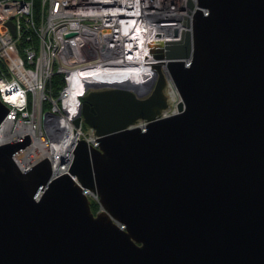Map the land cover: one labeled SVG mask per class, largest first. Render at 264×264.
I'll use <instances>...</instances> for the list:
<instances>
[{"label": "water", "instance_id": "obj_1", "mask_svg": "<svg viewBox=\"0 0 264 264\" xmlns=\"http://www.w3.org/2000/svg\"><path fill=\"white\" fill-rule=\"evenodd\" d=\"M173 34L150 88L105 73L62 98L99 141L68 171H22L29 133L0 144V264H264V0H199Z\"/></svg>", "mask_w": 264, "mask_h": 264}, {"label": "built area", "instance_id": "obj_2", "mask_svg": "<svg viewBox=\"0 0 264 264\" xmlns=\"http://www.w3.org/2000/svg\"><path fill=\"white\" fill-rule=\"evenodd\" d=\"M153 6L152 0H0V60L5 61L0 63V98L9 107L0 127L5 122L12 126L11 132L8 131L10 135L18 132L22 124L34 121L36 132L52 149L60 146L58 153L51 150L52 156L48 153L42 157L48 156L52 162L54 176L70 169L78 139L83 137L92 146L99 145L97 136L91 130L90 135L83 132L82 123L80 127L76 126L64 109L62 98L65 96L82 99L78 81L117 72L130 80L143 81L142 78L152 77L143 68L147 66L143 64L147 55L138 52L139 45L159 46L154 41L161 40L165 33L169 39L179 38L173 34L174 27L180 32L193 29L197 11L193 4L191 10H183L180 21L149 20V9ZM10 21L15 25V35ZM137 28L141 30L138 32ZM32 31L34 36L41 38L40 44L36 43L34 36L31 38L29 32ZM70 31L75 33L68 35ZM26 37L32 43L20 41ZM13 46L14 50L11 49ZM26 56L30 63L24 60ZM140 56L142 60H139ZM58 73L63 75V83L58 88L60 102L54 98L56 93L47 89V79ZM46 97L52 101L50 110L53 116L45 120L48 128L44 133L35 119L26 120L24 117L29 115L30 105L36 109L35 113L45 110ZM70 121L77 137L67 141ZM25 130L26 127L19 138L29 133L32 139L33 135ZM16 139H0V144ZM47 147L44 149L48 150ZM86 192L91 198L93 195L99 203L98 211H101L99 193L90 188Z\"/></svg>", "mask_w": 264, "mask_h": 264}, {"label": "bare ground", "instance_id": "obj_3", "mask_svg": "<svg viewBox=\"0 0 264 264\" xmlns=\"http://www.w3.org/2000/svg\"><path fill=\"white\" fill-rule=\"evenodd\" d=\"M152 2L155 4V6L150 7L149 11L151 12V14L149 15V20H153V21H160V20H164V19H177V21H180L182 19V12L183 10H191V6L193 4L194 7H196V9L199 6V0H168V2L163 3L161 0H152ZM195 3V4H194ZM195 15V13H194ZM141 29L137 28V31L139 32ZM184 30H190V29H184ZM183 32V31H182ZM170 35V34H168ZM172 40V38H167L166 33L162 35V39L160 40H156L154 41L155 44H159V46H148L145 43H141V45H139L138 48V52L140 54H142L143 56H146V58L144 59V63L147 66H143V68H146L147 74H151L152 75V79H154L157 76V66H153V64H163L165 65V63L168 60V57H160V54H164L168 45V42ZM20 41L22 43H25V38H21ZM14 46L11 48L12 50H14ZM188 59L190 57H187ZM139 60H142V56L139 57ZM187 61V60H186ZM189 62V61H187ZM150 76V75H148ZM149 78V77H145L142 78L143 80ZM149 80H151L149 78ZM134 82V80H133ZM139 86V85H138ZM73 122L70 121V127L68 128V135L65 138V140L69 141L71 139V137L76 138L77 134L75 132V130H73ZM26 127V130L24 132H30L33 135V138L31 139L32 141H30L31 143L28 144L27 146L21 148L20 150H18L16 153H14L13 155V159L15 160V162L17 163V165L19 166V168L22 171H26L27 169H29L30 167H32L34 164H36L37 162L41 161L42 157L44 156V154L48 153L50 154V156H52V152H56L58 153V151H60V146L56 145V149H52L53 147H51L50 145L47 144V140H44L41 135L38 134L36 127L34 126V121H32L31 123L28 124H22L20 130L18 132H15L14 134L10 133L11 132V128L12 126H10L8 123H1V127H0V139L1 141L6 139H16L21 137V133L23 131V128ZM8 131H10V135H8ZM23 132V133H24ZM54 132V131H53ZM31 137V136H30ZM48 146V147H47ZM45 147H47L48 150L44 149ZM52 150V152H51ZM63 150V148L61 149ZM63 154V151H61V155ZM54 176V174H53ZM75 179L77 180L76 176H74ZM89 188L88 187H83V192H85V194L88 197V193L86 192ZM92 191H94L92 189ZM104 207L102 208L101 211H104ZM121 228L125 229V225L121 224L120 226Z\"/></svg>", "mask_w": 264, "mask_h": 264}, {"label": "rangeland", "instance_id": "obj_4", "mask_svg": "<svg viewBox=\"0 0 264 264\" xmlns=\"http://www.w3.org/2000/svg\"><path fill=\"white\" fill-rule=\"evenodd\" d=\"M30 34H32V37L31 38H33V31L32 32H29ZM35 37V39H36V43H38V44H40V42H41V38L40 37H38L37 35H35L34 36ZM28 38L26 37V41L28 42ZM28 43H32L30 40H29V42ZM27 46H29V44H27ZM26 46H24V48H25ZM24 60L26 61V62H28V63H30L31 61H29V59H27V56L24 58ZM2 61H4V60H0V63L1 64H3V62ZM5 62V61H4ZM60 76L59 77V79H58V81H56L55 82V80L53 81V78L55 77V76ZM63 75L62 74H55L54 76H53V78H50V79H47V89H51L52 90V92H54V94L56 93V95L54 96V98L55 99H58V101L60 102V97L58 96V93H59V91H58V88L60 87V85L63 83ZM151 80H152V77H149ZM149 78L147 79V81L145 82V83H147L148 81H150L149 80ZM134 80V82L133 83H135V84H137L138 83V81L139 80H137V79H133ZM33 94V93H32ZM49 97H52V96H49ZM48 97H46V99H45V102H46V108H45V110L43 109L42 111H37L36 113H35V111L34 110H36V109H34V107H32L31 105H30V107H29V115H26L24 118L26 119V120H36V122H37V124H38V128L40 129V131H43L44 133H46V129L48 128V127H46L45 126V124H46V121L45 120H47V119H49L50 117H52L53 116V114H52V112L53 111H51L50 109H52V105L50 104L52 101L50 100V98H48ZM35 113V114H34ZM43 116H45L44 118H43ZM82 131L83 132H85L86 134H88V135H90L89 133H91V129L89 128V126L82 120ZM91 130V131H90ZM39 131V130H38ZM93 132V131H92ZM97 136V135H96ZM83 138V137H82ZM99 146V145H98ZM76 182H77V180H76ZM100 196V195H99ZM88 198H89V200H90V202H91V205H92V203H96V205L97 206H99V203L98 202H96V200H95V198L93 197V195H92V198L90 197V196H88ZM98 209V208H97ZM95 212V211H94Z\"/></svg>", "mask_w": 264, "mask_h": 264}, {"label": "trees", "instance_id": "obj_5", "mask_svg": "<svg viewBox=\"0 0 264 264\" xmlns=\"http://www.w3.org/2000/svg\"><path fill=\"white\" fill-rule=\"evenodd\" d=\"M59 77H60L59 75H58V76L56 75V76L53 78V81H54V80H55V82L58 81ZM91 208H92V210L95 211V213H96V210H97L98 206L96 205V203H92Z\"/></svg>", "mask_w": 264, "mask_h": 264}]
</instances>
